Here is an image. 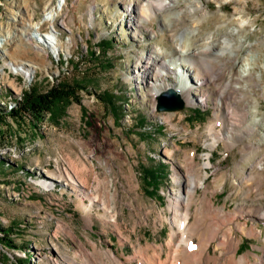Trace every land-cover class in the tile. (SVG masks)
<instances>
[{
  "label": "rangeland",
  "instance_id": "374dc122",
  "mask_svg": "<svg viewBox=\"0 0 264 264\" xmlns=\"http://www.w3.org/2000/svg\"><path fill=\"white\" fill-rule=\"evenodd\" d=\"M150 2L157 0H0V42L1 29L25 28L33 37L20 41L27 52H15V44L5 41L0 48V105L6 109L0 114V225L14 230L17 246L0 240V264L110 263L103 252L123 264H140V246L172 250L166 246L173 231L170 204L184 191L174 175L184 177L191 151L199 165L211 157L204 181L216 207L230 213L238 206L264 209V185L250 181L251 169L264 162V0H176L153 20L139 23L138 8ZM169 9L184 14L169 23ZM26 10L25 21L14 20ZM51 11H57L53 24ZM49 28L58 32L57 49L42 42ZM226 38L231 43L223 44ZM211 43L215 51L196 54ZM181 47L195 59L206 56L207 79L191 84L182 110L160 112V93L154 94L173 88L179 76L161 71L160 81L145 67L179 55ZM220 49L226 53L216 56ZM12 61L32 62L34 78L16 75ZM247 64L249 76L243 77ZM59 82L72 86L80 99L70 100L59 120L48 114L39 124L11 115L24 92L42 94ZM217 115L227 137L210 148L207 129ZM73 161L91 164L112 180L119 226L101 218L100 204L87 211L90 202L65 178ZM151 172L160 175L150 180ZM84 177L89 182L81 190L107 196L95 188L96 180ZM243 177L244 185H233ZM204 193L199 187L196 200ZM238 221L261 230L252 238L233 227L241 244L238 257L256 261L264 255V219L244 215Z\"/></svg>",
  "mask_w": 264,
  "mask_h": 264
},
{
  "label": "bare ground",
  "instance_id": "6f19581e",
  "mask_svg": "<svg viewBox=\"0 0 264 264\" xmlns=\"http://www.w3.org/2000/svg\"><path fill=\"white\" fill-rule=\"evenodd\" d=\"M175 3L176 0H157V3L150 2L144 7H139V12L137 14L138 20L140 21L139 23H144L147 20H153L161 14L164 9L172 8ZM26 13L27 10L24 13H16L18 19L16 17L14 20H22V22L25 21ZM183 14L184 9H169L166 16L167 21L169 23L176 22L180 20ZM48 18H50L49 20H51V23L55 22L57 18V11H51ZM38 30L39 28H36V31ZM1 31L5 33V38L3 39L5 42L15 44V52L23 51L24 48L21 49L22 44L20 42L23 37H25L28 41L33 38L31 35L27 34L25 28L17 30L16 33L5 32L3 29H1ZM57 33L58 32L56 30L49 28L47 35L42 34V42H44L46 46H50L52 49H57V45H59V36ZM36 34H38V32L35 33V35ZM231 41V39L226 38L222 43L229 44ZM3 42H0V48L2 47ZM39 44H41V42ZM53 45L56 47L53 48ZM215 48L216 44L211 43V45L207 46L200 52H196V54L200 55L201 53H210L215 51ZM36 49L42 50L38 46H36ZM24 51L27 52L28 50L24 49ZM225 53V50L220 49L215 54L216 56H223ZM193 54L195 53L190 52L185 47H181L179 55L173 54L169 56L162 62L158 63L155 68L152 67L153 65H148L145 67V70L157 73V80L160 81H164L161 76V71H176L179 76V83L173 86V88L179 95H181V97H185V94L189 92L193 82L202 83V81L207 79L205 75L206 73L204 72L209 69L207 64L208 61L206 60L207 62H205L206 56L204 58L200 56L198 59H195L192 56ZM9 65L16 75H22L27 80H31L36 74L37 68L32 64V62L12 61ZM248 70L249 64L244 67L243 77L249 76ZM17 92H19V90ZM163 92L165 91L160 92V90H158L156 94H154V97ZM223 125V119L220 115H217L216 119L208 126L207 129L208 138L205 142L207 147L215 148L220 141L226 139L227 135L224 133L223 129L220 128ZM195 155V151L186 153V173L184 177L179 173L174 175L176 183L184 184V191L180 190L170 204L171 210L173 211V231L170 233V238L166 246H172V250L167 251L165 246H158L156 244L148 248L140 246V264H264V255H256V258H258L256 261H253L248 255L238 257L241 244L240 239L235 236L233 231V227H235L246 236L252 238L259 237L261 235V230H259L257 226L254 225L248 229L249 224L247 222L242 223L238 221V217L248 215L254 217V220H263L264 209L260 206H251L250 210L247 211L244 206H238L236 212L230 213L224 208L216 207L213 199L209 195V187L204 181L206 179V177L204 179V175L208 172L207 167L211 165V157L208 155L210 159L209 163L199 165L196 162ZM263 163V160H260L258 161L257 166L251 169L252 173L250 181H253L256 184L259 183V185H264ZM50 174L51 176L49 177L51 179L56 178L55 174ZM84 175H89V177L96 180L97 184L95 188H102L106 191L107 196H103L98 193L96 195L93 189L84 191L81 190V187H86L89 182V179H85ZM65 178L66 181L72 185L75 191L81 192L80 194L90 202V205L87 206V211H91L94 207L100 204L104 210L101 214V218L108 223L114 221L118 225V209L113 207L111 203L113 197L111 195V190L109 189V185L112 184V180H109L107 176L102 178L100 174L95 172L93 165L84 163V161H73L71 168L65 169ZM245 179H247V177L239 179L240 182L236 180L233 185H244ZM41 184L44 185V182H41ZM44 186L52 187L49 184H47V186L45 184ZM202 186L205 187V193L198 200H196L195 193L197 192V189ZM116 194H119L118 190ZM262 194L264 195L263 192ZM193 203L197 204L194 212H192ZM160 217L163 219L162 215H160ZM213 245L214 249L212 250L211 247ZM152 247L153 252L151 253L149 249ZM103 253L111 264H123L121 263V259L117 258L113 253ZM164 255H168L167 262L163 261ZM129 261L131 260L129 259Z\"/></svg>",
  "mask_w": 264,
  "mask_h": 264
},
{
  "label": "trees",
  "instance_id": "16d2710c",
  "mask_svg": "<svg viewBox=\"0 0 264 264\" xmlns=\"http://www.w3.org/2000/svg\"><path fill=\"white\" fill-rule=\"evenodd\" d=\"M77 91L70 85L59 82L45 93L39 94L34 90H29L23 93L21 100L17 101L19 110L14 111L13 116H27L32 118L37 123L41 124L48 114L57 121L65 113L66 108L71 104V101L80 103ZM71 100V101H70ZM6 112V109L0 105V114ZM0 119L2 117L0 116ZM160 175L157 172H151L149 179H155ZM13 229L4 228L0 225V232L3 233L0 240L9 247L17 249L14 244Z\"/></svg>",
  "mask_w": 264,
  "mask_h": 264
},
{
  "label": "water",
  "instance_id": "95a60500",
  "mask_svg": "<svg viewBox=\"0 0 264 264\" xmlns=\"http://www.w3.org/2000/svg\"><path fill=\"white\" fill-rule=\"evenodd\" d=\"M185 107V100L174 89H168L158 96L157 109L160 112H174Z\"/></svg>",
  "mask_w": 264,
  "mask_h": 264
}]
</instances>
